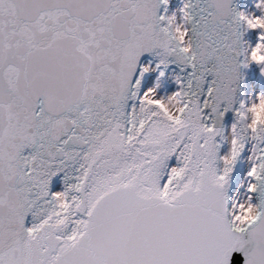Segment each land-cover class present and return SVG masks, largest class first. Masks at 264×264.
Masks as SVG:
<instances>
[{
  "label": "snow or ice",
  "instance_id": "1",
  "mask_svg": "<svg viewBox=\"0 0 264 264\" xmlns=\"http://www.w3.org/2000/svg\"><path fill=\"white\" fill-rule=\"evenodd\" d=\"M161 2L0 0V264H237V251L264 264V122L242 104L223 157L216 140L234 109L226 75L242 53L264 65V31L243 48L238 25L264 29V15L184 0L161 16ZM153 51L156 68L192 69L170 94L144 83ZM249 139L246 192L232 198Z\"/></svg>",
  "mask_w": 264,
  "mask_h": 264
},
{
  "label": "rangeland",
  "instance_id": "2",
  "mask_svg": "<svg viewBox=\"0 0 264 264\" xmlns=\"http://www.w3.org/2000/svg\"><path fill=\"white\" fill-rule=\"evenodd\" d=\"M181 8V0H173L169 6V15L177 13ZM240 11L248 15H264V9L258 7V0H242ZM262 31H264V29H251L247 27L246 22L242 23L245 48L255 46V44L259 42V33ZM252 63L245 65L243 73L241 103L245 104H251L253 99H258L259 95L264 93V65L252 68ZM158 81L161 82V87L158 90L160 95L170 94L177 89L174 72L161 77L160 72L155 69V71H152V75L149 77L146 84L154 86ZM251 147V143H249L242 159L240 174L232 198L243 195L246 192L247 181L249 179L247 173L251 167V161L249 159Z\"/></svg>",
  "mask_w": 264,
  "mask_h": 264
},
{
  "label": "water",
  "instance_id": "3",
  "mask_svg": "<svg viewBox=\"0 0 264 264\" xmlns=\"http://www.w3.org/2000/svg\"><path fill=\"white\" fill-rule=\"evenodd\" d=\"M181 2H182V7H183L184 0H181ZM240 3H241V0H232V7L235 8L237 14H240ZM166 10H167L166 9V4L161 2L160 6L158 8V15H161V16L166 15ZM241 13H243V12H241ZM238 34L241 36V39L243 41V37H242V23L238 25ZM159 59L160 58H159V56L156 55L155 51H153V52H145V53H143L141 55L139 63L141 65H143V63L146 60H150V61L155 62L156 65H157L159 63ZM239 61H240V67H239L240 78L238 80V87H237L238 100H237V103L234 105V109L229 110L228 112H226L224 117H223V119H222V124L220 126L223 128V135L222 136H217V138H216L217 144H218V156L219 157H222V156L226 155L230 151V147H231L230 146V142H229V140H227L225 138V135L227 137L230 134L231 126L236 121V111L235 110L239 109L240 106H241V95H242V86H243V69H244L243 53L239 57ZM260 66L261 65H258L255 62L252 64V68H256V67H260ZM152 67L154 68V65ZM159 69H162L165 74L170 72L171 70H176L179 73V75L182 78H184L185 80H186V78L188 76V73H190L192 71V69L190 67L182 69L181 66L179 64H176V63H170L168 65H160ZM177 76L178 75L175 73V80H176ZM146 78H147V74L145 73V75H144V83L146 81ZM208 79L212 80L213 76L209 75ZM176 87H178L177 81H176ZM129 103L130 104L131 103H135V101H129ZM204 116H205V119H204L203 122L206 123V124L211 125L213 123L214 119H215V114L211 112V108L204 109ZM230 120H232L233 122L230 121ZM226 127H227V131H226ZM248 141H249V143H251V146H252L253 141H251L250 139L247 140L243 150L241 151V153H240V155H239V157H238V159L236 161V164L234 165V171L231 174L230 184H229V195H230V197H232L231 195H232V193H233V191L235 189V184H236V181H237V178H238V174H239V169H240L241 158H242V156H243V154L245 152V149L248 146ZM221 148H222V150H221ZM172 163L173 164L177 163L175 157H173ZM219 164H220V167L222 168V166H223L222 160L219 161ZM65 175H66L65 172H61V173H58L55 177H53L52 183H51L52 191L54 190L57 182L60 179H62V181L65 183ZM74 182H75L74 176L70 177L68 179V183H74ZM62 189H63V187L61 185H58L55 188V191L62 190ZM233 257L237 261V264H244L245 259H246L244 257V255H243V253L239 252V251L234 252L233 253Z\"/></svg>",
  "mask_w": 264,
  "mask_h": 264
},
{
  "label": "clouds",
  "instance_id": "4",
  "mask_svg": "<svg viewBox=\"0 0 264 264\" xmlns=\"http://www.w3.org/2000/svg\"><path fill=\"white\" fill-rule=\"evenodd\" d=\"M231 4H232V0H231ZM235 14H236V10L234 7H231V8L221 7V8H218V10H217L218 16L235 15ZM240 14L246 15L244 13H240ZM172 23L175 24L176 20L173 19ZM243 48H245V47L243 46ZM243 48H241V51H243ZM176 58L178 61H180L182 59V57L179 55V53H177ZM245 63L250 64V62H248V61H246ZM239 67H240V64L239 65L234 64L232 66V71L226 75V80L228 82V85L226 88H222L220 93H219L220 98L223 100H226L229 105H235L237 103V100H238L237 87H238V80L240 78ZM256 100L257 99H253L251 104L241 103V105L243 104V105H246L247 107H250L252 104L256 103ZM247 107L243 108L242 111L244 112L245 115L249 116L252 127L255 128L257 126V121L264 122V108L257 105L256 111L253 114V113H249L247 111ZM221 124H222V118L219 115H217V125L219 127H221L220 126ZM222 135H223V133H222ZM225 138L227 140H230L231 136L228 135ZM255 214H256V212L254 210L252 215H255Z\"/></svg>",
  "mask_w": 264,
  "mask_h": 264
},
{
  "label": "bare ground",
  "instance_id": "5",
  "mask_svg": "<svg viewBox=\"0 0 264 264\" xmlns=\"http://www.w3.org/2000/svg\"><path fill=\"white\" fill-rule=\"evenodd\" d=\"M171 3L173 0H168ZM147 74L152 75V71L148 72Z\"/></svg>",
  "mask_w": 264,
  "mask_h": 264
}]
</instances>
